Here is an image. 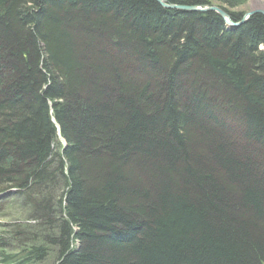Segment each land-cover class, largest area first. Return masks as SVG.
Segmentation results:
<instances>
[{
	"label": "trees",
	"instance_id": "obj_1",
	"mask_svg": "<svg viewBox=\"0 0 264 264\" xmlns=\"http://www.w3.org/2000/svg\"><path fill=\"white\" fill-rule=\"evenodd\" d=\"M261 47V15L0 0V194L60 226L57 264H264Z\"/></svg>",
	"mask_w": 264,
	"mask_h": 264
},
{
	"label": "rangeland",
	"instance_id": "obj_2",
	"mask_svg": "<svg viewBox=\"0 0 264 264\" xmlns=\"http://www.w3.org/2000/svg\"><path fill=\"white\" fill-rule=\"evenodd\" d=\"M258 1L264 2V0H248L234 11L251 12L256 7L254 2ZM225 28L232 29L226 25ZM261 50H264V47H261ZM0 53L4 55V52L0 51ZM15 194L13 191L0 194V241L3 245L0 249V264H4L2 259L5 258L18 261L20 254L29 251L31 247L42 250L40 252L42 259L36 258L29 264H57L58 247L52 244L51 240L52 237L59 236L60 226L49 225L50 227L46 229L40 228L39 222L32 214L31 206L27 205L24 198ZM72 247H76V241L73 242Z\"/></svg>",
	"mask_w": 264,
	"mask_h": 264
},
{
	"label": "water",
	"instance_id": "obj_3",
	"mask_svg": "<svg viewBox=\"0 0 264 264\" xmlns=\"http://www.w3.org/2000/svg\"><path fill=\"white\" fill-rule=\"evenodd\" d=\"M159 6H161L165 10H176L182 12H190V13H209L213 12L217 14L224 24L229 28H238L245 23L254 15H261L264 17V10L255 9L251 12L245 13L239 22H234L231 17L224 10L220 9L217 6H183V5H173L168 4L165 0H154Z\"/></svg>",
	"mask_w": 264,
	"mask_h": 264
},
{
	"label": "bare ground",
	"instance_id": "obj_4",
	"mask_svg": "<svg viewBox=\"0 0 264 264\" xmlns=\"http://www.w3.org/2000/svg\"><path fill=\"white\" fill-rule=\"evenodd\" d=\"M254 3L256 5L255 9H264V2L258 1V2H254Z\"/></svg>",
	"mask_w": 264,
	"mask_h": 264
}]
</instances>
